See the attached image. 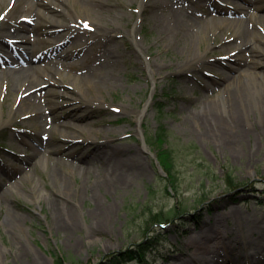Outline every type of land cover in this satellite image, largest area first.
Here are the masks:
<instances>
[{
	"label": "rangeland",
	"instance_id": "obj_1",
	"mask_svg": "<svg viewBox=\"0 0 264 264\" xmlns=\"http://www.w3.org/2000/svg\"><path fill=\"white\" fill-rule=\"evenodd\" d=\"M53 1L60 5L58 10L44 7L37 0H30L27 4L40 9L45 16L39 29L27 32L31 40L38 41L34 45L35 51H42L46 57L48 50L60 43L66 34L57 36L64 32L62 29L48 33L50 22L58 20L69 24L77 18V10H81L84 19L107 25L117 34V60L104 66V70H112L114 80L109 82V86L91 88L79 82L76 71L55 66L59 85L44 97L56 104V113H60L56 118L53 114L48 115L55 119L52 131L49 128L39 130L37 121L17 117L9 125L0 127V138H3L0 139V264H57V258H62L64 264H112L111 257L137 249L141 244L151 245L142 264H168L161 256L174 248L184 250L183 228L191 227L199 219H202L198 222L201 223L212 213L217 214L223 230L237 238L236 252L251 256L246 264H264L262 256L256 258L252 255L257 244L263 245L264 241L258 242L259 236L249 235L246 228L241 227L243 220L264 223V140L259 144L255 134L251 135L244 148V156L233 158L217 144L201 138L197 134L198 127L189 116L198 113L201 101L213 99L224 87L216 85L219 75L212 67L199 72L201 79L197 82L188 81L178 73L188 53L200 55L212 65L216 60L225 62L229 47L221 46L233 41L234 28L223 27L214 37V30H203L198 43L191 47L181 42L179 37L167 39L159 35L153 14L148 9L142 12L139 8L141 2L147 4L150 0ZM101 1L105 4L102 9L96 13L89 9L93 5H101ZM186 4L184 17H191L188 10L197 13L191 17L194 20L190 23L196 30L202 28L204 19H211V16H205L207 0H189ZM6 5L7 0L0 3V16L6 12ZM239 7L245 5L240 3ZM24 13L18 11L11 15L19 19ZM163 13V9H158L156 16ZM1 25H10V22H1ZM260 36L264 37V32H260ZM91 42L92 45L96 43L89 37ZM138 48L142 51L139 52ZM94 52L101 51L95 48L92 56ZM81 55L69 62L83 67L87 57L82 58ZM104 60V57L100 62L95 60L91 66H98ZM151 70L158 74L155 79ZM204 82L213 89L211 93L200 88ZM10 86V83H0V125L6 118L7 106L11 109L15 104V94H7ZM93 98V101L95 98L101 100L102 104L92 103ZM148 103L150 105L146 107ZM45 104L42 102L41 110L46 114L49 110ZM72 105L79 106L80 111L86 109L90 114L88 123L81 127V134L71 133V130L56 124H83L63 118L71 111ZM159 126H163L167 133L165 147L172 153L178 180L175 190L168 185L166 173L158 165L156 144L149 140ZM13 129L20 132L17 141L10 139ZM248 129L252 131L249 126ZM64 135L77 140L72 142ZM20 141L27 147H23ZM104 141L111 145L127 143L145 163V170L135 176L127 189L105 191L100 188L98 164L90 162L92 154L82 162L72 160L75 166L89 167L88 174L76 175L70 168L61 169L56 163L59 156L54 150L57 146L62 149L71 146L75 152L87 153ZM10 151L26 160L31 159L36 151L38 156L33 158L27 169L21 170L20 163L17 170L7 169L11 163ZM53 172L68 178L70 187L66 192ZM16 175H26L25 181L20 183L18 178H14ZM228 175L234 186L228 184ZM78 189L79 193L76 192ZM59 190L63 196L69 197V204L76 214L77 225L68 232L56 228L54 214L49 208L50 200H56L59 205L63 201ZM102 205L114 208L111 233L95 229L94 213ZM230 207L235 208L239 215H232L228 211ZM8 210L17 217L13 219L7 214ZM172 210L177 216L162 226L149 223L151 213Z\"/></svg>",
	"mask_w": 264,
	"mask_h": 264
},
{
	"label": "bare ground",
	"instance_id": "obj_2",
	"mask_svg": "<svg viewBox=\"0 0 264 264\" xmlns=\"http://www.w3.org/2000/svg\"><path fill=\"white\" fill-rule=\"evenodd\" d=\"M188 1L150 0L147 4L141 2L139 8L142 12L148 9L153 14L156 27L159 28V35H163L167 39L174 36L179 37L181 42H185L191 47L195 42L198 43L203 30L209 32L214 30L215 32L212 33V37H214L221 32L223 27L234 28L233 41L225 42L221 46V48L229 47L227 55L224 56L225 62L216 60L212 65L206 58L188 53V56L183 59L178 73L188 81L195 80L196 82L201 79L199 72L206 70V67H212L219 75L216 85L224 87V90L218 92L211 100L201 101L198 113L190 115L189 118L191 117L198 127L197 134L201 138L217 144L218 147L228 151L233 158L244 156V148L251 135L255 134L259 144L264 140V37L260 36V32H264V0H207L208 10L205 16H211V19H204L201 22L202 28L197 30L190 25L194 20L191 17L197 13H191L188 10L191 17H184L186 12L184 7L188 6L186 4ZM1 2L4 0H0ZM29 2L30 0H7V10L0 16L3 17L0 19V83H10V90L7 94H15V104L11 109L7 106L6 118L0 127L9 125L11 120L17 117L35 120L39 124V130L49 128L52 131L55 119L48 115L53 114V117L56 118L60 113H56V104L44 97L48 93H53V87L59 85L54 67L60 65L65 69L76 71L79 73V82L85 83L88 87L109 86V82L114 80V75L110 72L112 70H104V66L117 60L116 49L118 46L115 41L117 34H114L113 28L107 25L95 24L84 19L81 10H77V18L72 19L69 24L60 23L58 20L50 22L51 30L48 33L62 29L64 32L57 36L66 34L60 43L48 50L49 54L45 57L42 51L36 52L34 49V45L38 41L31 40L27 36V32L39 29L41 20H44L45 16L40 9L29 7L27 5ZM37 2L41 5L43 3L44 7L54 8V10H58L60 7L53 0H37ZM240 3L245 4V7H239ZM103 5L105 4L101 1V5H93L89 9L96 13L97 10L103 8ZM17 6L21 8L18 9ZM158 9L164 10L162 16H156ZM18 11H25V13L21 18L16 19L17 17L11 14ZM259 13L261 14L258 15ZM65 15L68 16L66 13ZM5 21H9L10 25H1V22ZM89 37L94 38L96 43L92 45L91 42L90 44ZM95 48L101 52L96 54L94 52L92 56L91 52ZM138 49L139 52L142 51L140 48ZM83 51L85 53L82 56ZM79 55L82 58L87 57L86 59L91 55V59L88 63L85 59L83 67L75 62H69ZM103 57L105 60L102 63L98 66H91L95 60L100 62ZM54 59H61V61H54ZM44 61H49V63L43 64ZM192 66L194 68L189 69ZM150 73L154 79L158 76L153 70ZM204 74L206 75L205 72ZM200 88L202 91L210 93L213 91L205 82ZM93 100L94 98L91 100L92 103L96 102L98 106L102 104L101 100L96 98L95 101ZM42 102H46L45 105L49 110L46 111V114L41 110ZM72 102L75 101L72 100ZM149 105L150 103L146 107ZM79 109V106L72 105L71 111L63 118L82 122V125H70L66 122L56 124L71 130L69 131L71 133L80 132L88 123L90 114L86 109L81 111ZM256 122H259L257 126ZM248 126L252 128V131L248 129ZM19 134V131L13 129L10 139L17 141ZM95 136L97 138V135ZM64 137L72 142L77 140L74 139L75 137L71 138L66 135ZM20 144L27 147L21 141ZM10 152L12 154L11 163L6 166L7 169L17 170L19 163L22 164L21 170L27 169L26 167H29L33 158L38 156V151H36L31 159L26 160L19 154ZM54 153L59 156L55 159L56 163L60 165L59 168H70L76 175L88 174L89 167L75 166L72 160L82 162L90 156L89 154H92L90 162L98 164L99 178H101L99 187L105 191L127 189L135 176L145 170V163L140 158L141 156L124 142L111 145L104 141L87 153L75 152L71 146L67 149L57 146ZM54 175L58 177L61 188L66 192L70 187L68 178L62 174L55 173ZM25 177L26 175L22 177L16 175L14 178H18L21 183L25 181ZM76 192L79 193V189ZM59 193L64 198L61 199L63 201L59 205L56 200H50L49 208L54 214L53 224L56 228L68 232V229H74L77 225L76 214L69 204V197L63 196L64 194L60 190ZM228 211L232 215H239L233 207L228 208ZM7 214L13 219L17 217L10 210L7 211ZM94 214L95 229L102 233H111L114 224V208L111 205H102ZM216 215L212 213L201 223H198L202 220L199 219L191 227H184L185 239L182 241L185 246L184 250L174 248L161 258L168 264H246L249 262L251 256L245 252H236L237 238H233L230 233L223 230ZM241 227L246 228L247 234L259 236L258 242L264 241V223H251L248 220H243ZM252 255L256 258L262 256L264 261V244L258 243ZM27 264L33 263L28 262Z\"/></svg>",
	"mask_w": 264,
	"mask_h": 264
},
{
	"label": "trees",
	"instance_id": "obj_3",
	"mask_svg": "<svg viewBox=\"0 0 264 264\" xmlns=\"http://www.w3.org/2000/svg\"><path fill=\"white\" fill-rule=\"evenodd\" d=\"M163 106L159 108V113H162ZM166 131L163 128V126H159L157 129V132L154 134L153 137L150 138L152 143L156 144V147L158 149V162L164 172L166 173V178L168 180V185L171 187L172 190H175L177 176L176 173H174V164H173V158L171 151L165 147L166 143ZM227 182L230 186H234L233 179L230 175L227 177ZM169 188V187H168ZM174 210L169 211L168 213H164L163 211H160L158 213H151L149 223L152 224H163L170 219H173L176 217V213H172ZM151 246V245H150ZM149 245L141 244L138 246L137 249L134 250H127L123 254L114 255L111 257L110 260L112 264H123L131 261H136L137 263H141V260H143L146 257V254L148 253L149 249L151 248ZM57 264H64V261L62 258H57L56 260Z\"/></svg>",
	"mask_w": 264,
	"mask_h": 264
},
{
	"label": "snow or ice",
	"instance_id": "obj_4",
	"mask_svg": "<svg viewBox=\"0 0 264 264\" xmlns=\"http://www.w3.org/2000/svg\"><path fill=\"white\" fill-rule=\"evenodd\" d=\"M0 19H3V17H0ZM85 27H87V25H85Z\"/></svg>",
	"mask_w": 264,
	"mask_h": 264
}]
</instances>
